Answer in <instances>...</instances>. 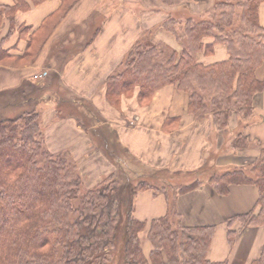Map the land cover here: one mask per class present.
Listing matches in <instances>:
<instances>
[{
  "label": "trees",
  "instance_id": "16d2710c",
  "mask_svg": "<svg viewBox=\"0 0 264 264\" xmlns=\"http://www.w3.org/2000/svg\"><path fill=\"white\" fill-rule=\"evenodd\" d=\"M42 1L0 4V27L3 18L9 22L0 43L12 34L16 11ZM77 1L60 0L58 8L31 32L23 54L12 57H34L39 42ZM162 1L177 4L183 0ZM262 1L214 0L206 17H188L180 29L177 19H167L163 27L175 36L179 49L136 42L124 55L119 70L107 77L108 100L117 103L135 86L138 99L149 100L157 88L175 83L187 92V109L197 119L209 115L222 129L234 116L239 122L234 146H241L246 142L242 131L254 118L252 98L264 90V79L254 75L264 61V27L258 21ZM95 15L93 11L85 21L89 30L71 38L70 29L54 43L49 58L65 55L46 81L23 78L0 90V264H225L206 257L213 225L183 226L167 215L150 221L146 236L151 249L144 254L139 232L145 223L133 217L132 202L138 190L159 187L150 182L158 177L157 171L136 173L117 165L86 188L70 153L47 148L37 108L45 93L56 96L55 111L60 117L73 115L87 126L89 115L92 120L97 115L82 98L72 100L58 72L98 31L101 18L96 22ZM205 37L224 43L229 57L206 65L198 62L196 55ZM6 54L0 48V60ZM205 177L220 194H225L231 183H251L258 189L257 212L226 221L229 241L237 233L238 229L231 228L236 221L241 226L264 224V147L249 164L213 171ZM249 264H264V242Z\"/></svg>",
  "mask_w": 264,
  "mask_h": 264
},
{
  "label": "crops",
  "instance_id": "0c3cea01",
  "mask_svg": "<svg viewBox=\"0 0 264 264\" xmlns=\"http://www.w3.org/2000/svg\"><path fill=\"white\" fill-rule=\"evenodd\" d=\"M213 1L167 4L162 0H78L56 22L47 38L39 42L35 56L19 60L12 55L23 54L31 32L58 8L60 0H43L27 10H17L12 34L0 43V48L10 55L0 60V90L23 78L54 70L48 67L54 43L70 29L74 38L81 30H87L85 21L95 11L93 18H101L98 31L58 72L72 100L82 98L97 115L94 120L89 115L87 126L73 115L60 117L55 111L56 96L45 93L37 108L47 148L70 153L86 188L112 173L117 165L136 173H159L155 178L161 182L158 188L145 187L133 196V217L145 223L139 232L144 254L151 249L146 236L150 221L167 215L174 224L214 226L206 254L209 260L249 264L261 252L264 224L241 226L236 221L231 228L238 229L237 233L229 241L226 221L251 211L256 213L258 189L251 183H231L227 192L220 194L205 175L249 164L258 156L264 147V90L252 98L254 118L242 131L246 142L239 147L234 146L237 119L233 116L222 129L213 124L209 115L197 119L187 109V92L175 83L157 88L149 100L138 99L137 86L122 94L117 103H111L106 96L107 77L119 70L124 55L136 42L179 49L175 36L163 23L174 18L179 21L178 28H182L188 17H206ZM13 3L14 0H0V4ZM258 21L264 27V0L258 6ZM8 27V20L3 18L0 41ZM203 45L196 60L204 65L229 57L224 43H213L212 38L205 37ZM254 75L258 80L264 79V61ZM207 161L210 170L204 174ZM201 173L200 183L194 184Z\"/></svg>",
  "mask_w": 264,
  "mask_h": 264
},
{
  "label": "rangeland",
  "instance_id": "374dc122",
  "mask_svg": "<svg viewBox=\"0 0 264 264\" xmlns=\"http://www.w3.org/2000/svg\"><path fill=\"white\" fill-rule=\"evenodd\" d=\"M96 22H97V20H95ZM71 38H73L72 36H70ZM62 38V37H61ZM80 41H81V39H80ZM83 41V40H82ZM64 47H65V44H64ZM34 48V47H33ZM32 48V49H33ZM65 55V53H60L59 54V56H57L56 58H51L50 59V61L48 62L49 63V66L48 67H58V64L59 63H61V58L63 57ZM48 75H49V73H40V74H37V76L36 77H34V75L31 77V79H30V81H32V82H43V81H46V79H48ZM20 82V81H19ZM18 82V83H19ZM17 83V84H18ZM54 87V89L56 88V86L55 85H53ZM8 88V87H7ZM11 112H9V114H10ZM209 165V161H207L206 162V167L207 168H205V170H206V172L204 173V174H206L210 169H209V167L210 166H208ZM203 176V173H201L200 175H199V179L201 180V177ZM151 179H153V177H148V180H151ZM150 182H155V184L156 185H158V184H160L161 182L160 181H157V180H152V181H150ZM84 185V184H83ZM168 191H169V189H168Z\"/></svg>",
  "mask_w": 264,
  "mask_h": 264
},
{
  "label": "built area",
  "instance_id": "2783aa9c",
  "mask_svg": "<svg viewBox=\"0 0 264 264\" xmlns=\"http://www.w3.org/2000/svg\"><path fill=\"white\" fill-rule=\"evenodd\" d=\"M35 76V75H34Z\"/></svg>",
  "mask_w": 264,
  "mask_h": 264
}]
</instances>
